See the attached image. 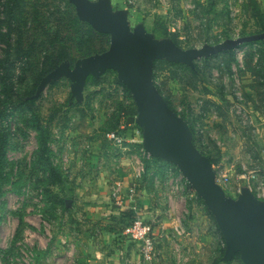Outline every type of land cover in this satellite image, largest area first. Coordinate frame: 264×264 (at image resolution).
Returning a JSON list of instances; mask_svg holds the SVG:
<instances>
[{
	"label": "rangeland",
	"instance_id": "1",
	"mask_svg": "<svg viewBox=\"0 0 264 264\" xmlns=\"http://www.w3.org/2000/svg\"><path fill=\"white\" fill-rule=\"evenodd\" d=\"M112 5L130 10L133 28L143 23L157 38H172L184 49L264 32V0H112ZM109 46L110 36L79 21L68 0H0V264H90L82 238L96 234L98 225L88 213L103 209L101 216L111 215L114 176L142 147V132L124 120L133 97L116 72L108 71L89 79L80 104L70 106L67 78L49 84L38 99L26 98L64 52L73 63ZM154 79L192 128L196 147L226 178L229 196L236 198L239 186L256 190L264 184V40L199 59L194 69L157 61ZM109 132L125 136L132 151L114 148ZM142 163L146 174L139 182H152L149 196L163 197L171 213L166 219L186 230L159 254L185 255L178 264L189 263L187 258L195 264H241L239 257L221 261L225 241L204 202L190 192L166 203L169 190L160 184L165 174L156 176ZM79 176L89 182L84 186ZM111 223L110 218L106 224ZM129 244L140 253L139 244ZM170 258L156 264H172Z\"/></svg>",
	"mask_w": 264,
	"mask_h": 264
},
{
	"label": "water",
	"instance_id": "2",
	"mask_svg": "<svg viewBox=\"0 0 264 264\" xmlns=\"http://www.w3.org/2000/svg\"><path fill=\"white\" fill-rule=\"evenodd\" d=\"M68 1L81 22L110 36V46L73 63L64 60L42 78L35 94L26 100L38 99L49 84L67 78L72 97L69 104H80L91 77L98 80L108 71L116 72L136 107V115L127 118L126 126H138L146 154L175 166L204 202L225 241L221 261L229 263L239 257L243 264H264V201L248 186L242 187L236 198L227 195L216 181L212 160L196 147L192 128L171 108L154 79L157 61L194 69L199 59L264 40V32L184 49L172 38H157L143 23L133 28L130 10L115 9L112 0Z\"/></svg>",
	"mask_w": 264,
	"mask_h": 264
},
{
	"label": "crops",
	"instance_id": "3",
	"mask_svg": "<svg viewBox=\"0 0 264 264\" xmlns=\"http://www.w3.org/2000/svg\"><path fill=\"white\" fill-rule=\"evenodd\" d=\"M154 72H155V69H154ZM131 100H132V98H131ZM134 108H135L134 101L133 102L131 101L127 106L126 113H124L125 114V116H124L125 122L129 116H135V115H130V112H132ZM133 126H135L136 128H138L140 130V128L138 126H136V125H133ZM127 127H130V126H127ZM131 147H134V146L132 144H126V149H128V151L126 150V152L132 151ZM142 148L143 147L140 148L139 154H137V157H134V159L130 160L129 157L124 159L121 162V165H123L124 167L119 168V175L117 173L114 176V180H113L114 184L110 188V191L112 190V188L115 191L116 188L118 187V185H120V187H122L123 193L121 195H119V197L123 198V201H124L123 205H119V202L117 199H116V202H111L112 205H115V208L110 212L111 213L110 216H107V215L101 216L100 211L103 212V209H98L96 211H91L93 213H91V212L88 213V217H92L93 219H95L94 220L95 222H93V223L98 225V230H97L96 234L92 235V237L82 238L84 245L87 244L85 249H83V254L86 255L87 258H89V260H87V261L90 264H142L140 254L137 252L136 247H134L133 244H129L131 242L125 236L120 235L119 233H117L115 231H108L106 229L108 226L106 223L109 222V219L110 218L111 219L118 218V216L120 214L119 211L121 209L127 207V206H125V204H127L126 202H129L127 194H128L129 188L132 186H136L139 188L138 190H139V198L140 199H138V200L140 201L141 208L143 209V211L145 213L146 220L154 221L153 219H155V217L157 215L158 217H160V219H158V220L160 222H163V224H164L163 226L165 227V230L160 231L159 228H156L155 235L157 237L158 247L162 248L164 245L169 244L171 242V240L174 239V237H172L174 234V232L172 230V228L174 227V223L171 220L166 219V217H167L166 214L169 211V209L167 210V208H169V207H165L166 206V204L164 203L165 199L162 197L161 200H160V198H159V200H156V199H153L149 196L150 193H147V192L151 190L150 187L152 186V182L151 183L150 182L149 183L139 182L140 180L136 178V170H137L138 165H135L137 162L134 160L138 159L140 162H142V160H143V162H145V164L148 167L155 170L154 175H156V176H158V174L164 175L170 166H169V164H167V162H165L161 159L153 158V157L149 156L148 154H145L143 152ZM142 164H144V163H142ZM100 169L102 171L101 167H100ZM145 177H147V176H145ZM163 177H166V176L164 175ZM87 179L88 178H86L84 176H79V178L77 180H78V182H82L83 185L85 186L89 182L90 178L88 180ZM93 182L95 183L96 180L95 181L93 180ZM138 182L141 183L140 187H139ZM126 190H127V194H124V192ZM89 191L91 192L90 193L91 195L95 193L94 189L89 190ZM159 195L161 196V194H159ZM95 197H96V195H95ZM124 197H125V199H124ZM106 198H108V196L105 195L104 199H106ZM96 201H99V200H96V198H95V200L93 202H96ZM167 202L169 204H172V205L174 203V202H170V201H166V203ZM97 207L101 208L99 205H97ZM109 208H110V206H109ZM174 208L175 207H172V209H174ZM162 215H164V217ZM103 217H106V218L103 219ZM99 220H102L103 224L97 222ZM116 246H119V250L112 252V250L115 249ZM168 257H171L169 260H172V262H171L172 264H178L177 262L182 261L181 257H185V255H182L179 253H173L172 255H170L168 253H161V254H159L158 260H159V262L165 261V260H168ZM188 259L189 258L184 259L185 261H190L189 263H186V264H195L193 262V260H188ZM164 264H166V263H164ZM241 264H243V263H241Z\"/></svg>",
	"mask_w": 264,
	"mask_h": 264
},
{
	"label": "built area",
	"instance_id": "4",
	"mask_svg": "<svg viewBox=\"0 0 264 264\" xmlns=\"http://www.w3.org/2000/svg\"><path fill=\"white\" fill-rule=\"evenodd\" d=\"M107 138L112 143V146L116 149L118 148L122 154H124L126 150L128 151V149H126V144H124L126 142L125 138L122 134H119L117 132H109L107 134ZM143 152L146 154L144 149ZM134 161H136L138 164L136 170V178L141 180L143 178V175L146 173V168L144 164H142V162H140L138 159H135ZM168 164L170 165V167L165 172V181L161 179L160 182V184L162 183V185L169 190V192L167 193V196H169L168 201L173 202L174 198L176 196L182 195V193L190 194V192H192L196 194L195 190L189 185V183L185 180L179 170L172 164ZM216 174V181L224 188L225 192L227 193L228 184L226 183V178L220 177L217 170ZM137 188L138 187L136 186H132L129 188L128 194L127 190L124 192V194H127L129 202H126L127 207L123 209L132 210L134 219L119 234L125 236L130 242L139 244V254L142 264H155L159 257V247L157 237L155 235L156 228H159L160 231H163L165 230V227L163 226V222L157 221L156 219H153L154 221L146 220L145 213L139 206V188ZM249 188L260 200L264 201V184L260 185L256 190L251 186H249ZM240 191L241 186H239V188L236 190V193L239 195ZM122 193V187H120V185H118L116 190L113 192V195L118 200L119 205H123L124 203L123 199L119 197V195H121ZM196 197H198L197 194ZM171 212L173 213L175 212V210L172 209ZM170 214L171 213L169 210V215ZM171 221L174 223V225H177L172 228L174 232L172 237L176 238L178 236L179 238H181L182 234H186V230L184 231L181 226L182 224L179 221ZM180 229H182L183 232H180Z\"/></svg>",
	"mask_w": 264,
	"mask_h": 264
},
{
	"label": "trees",
	"instance_id": "5",
	"mask_svg": "<svg viewBox=\"0 0 264 264\" xmlns=\"http://www.w3.org/2000/svg\"><path fill=\"white\" fill-rule=\"evenodd\" d=\"M80 21V20H79ZM104 52V51H103ZM69 59V55L67 54V52H64L63 54H61L60 56H58L57 61L55 62V67L57 65H59L61 62H63L64 60ZM70 60V59H69ZM156 64V63H155ZM54 67V68H55ZM155 69V68H154ZM130 115H136V107L133 109L132 112H130ZM140 131L142 132V130L140 129ZM143 147V146H142ZM5 152L2 153V156H4ZM209 211V210H208ZM120 214L118 216V218H113L112 219V223L110 224L111 226H107V230L108 231H115L117 233L122 232V230L128 226L131 221H133L134 219V214L132 212V210H128V209H121ZM233 261V260H232ZM225 263V262H224ZM230 263V262H229Z\"/></svg>",
	"mask_w": 264,
	"mask_h": 264
}]
</instances>
